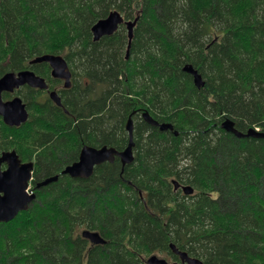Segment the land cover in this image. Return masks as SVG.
I'll return each instance as SVG.
<instances>
[{
    "label": "trees",
    "instance_id": "1",
    "mask_svg": "<svg viewBox=\"0 0 264 264\" xmlns=\"http://www.w3.org/2000/svg\"><path fill=\"white\" fill-rule=\"evenodd\" d=\"M114 11L137 20L128 58L124 24L92 40ZM42 54L63 56L72 85L60 89L61 107L19 90L29 117L17 128L0 118V155L35 161L33 185L59 179L0 223V264H146L152 254L179 264L170 244L203 264H264V139L220 127L229 119L264 133V0H0V78L30 69L60 85L48 64L28 66ZM144 111L173 130L147 124ZM129 116L130 165L116 158L88 179L60 175L83 146L124 150ZM82 228L107 242L90 244Z\"/></svg>",
    "mask_w": 264,
    "mask_h": 264
},
{
    "label": "water",
    "instance_id": "2",
    "mask_svg": "<svg viewBox=\"0 0 264 264\" xmlns=\"http://www.w3.org/2000/svg\"><path fill=\"white\" fill-rule=\"evenodd\" d=\"M136 21L137 20L124 22L123 16L118 11L111 12L106 18L100 19L92 26L91 34L93 36V41L98 42L103 37L112 36L124 22L129 39L126 52L127 58ZM40 63H47L51 68L52 77L63 80L65 88L70 87L71 73L64 58L58 55L44 54L36 56L29 62L30 65ZM182 71L192 76L195 88L200 89L204 86L201 75L192 65H184ZM25 85L34 89L47 90V84L44 79L30 70L17 73H6L0 78V117L3 123L8 127H18L24 124L28 118V112L25 104L19 97L3 101L2 93H13L14 90ZM49 96L56 105L60 106V100L55 92H51ZM142 118L147 124L158 128L162 132L173 129L170 123H159L153 119L148 112H143ZM220 127L225 132L233 134L236 138L260 137L264 139V133H256L253 129H249L246 134L239 132L234 127V123L229 119L222 121ZM125 128L128 134V144L124 150L118 151L113 147L107 146H84L80 150L77 161L66 166L61 171V175L69 176L72 179H88L93 174L95 167L104 163H113L115 158H118L122 165H130L134 161L132 152V147L134 145V126L131 116ZM174 134L177 135V132H174ZM3 163L6 164V168L2 170L1 165ZM32 171L33 163L21 162L15 151H8L1 154L0 223H7L13 220L20 212L26 211L29 204L35 199L34 193L30 192V194H27L26 192L29 187V182L32 180ZM58 177V175H55L47 178L37 184L36 188L51 182H56ZM172 183L175 190L180 187L177 181H173ZM181 190L184 195L193 193V189L190 186H181ZM81 237L95 245H103L106 243V240L98 232L84 230L81 232ZM169 248L171 252L179 258L180 264H203L198 258L190 257L186 252L180 251L174 244H170ZM146 264L169 263L165 259L152 255L147 259Z\"/></svg>",
    "mask_w": 264,
    "mask_h": 264
},
{
    "label": "flooded vegetation",
    "instance_id": "3",
    "mask_svg": "<svg viewBox=\"0 0 264 264\" xmlns=\"http://www.w3.org/2000/svg\"><path fill=\"white\" fill-rule=\"evenodd\" d=\"M46 64H47V63H46ZM48 66H49V65H48ZM49 68H50V66H49ZM50 69H51V68H50ZM50 77H51V79H52L53 81L58 80V82H61V84H60V85H59V84L54 85V84L52 83V85H50V84L48 83V81L46 80V78L41 77V78L44 79L45 83L47 84V90H43V92L45 93V95H47V97L49 98V100H50L55 106H57V107H61V106H62V103H61V98H60V93H59V91H60L61 88L64 89V90H68V89L71 87V85H72V75H71V78H70V87H69V88H65V87H64V81H63V80H61V79H56V78L52 77L51 74H50ZM51 92H55V93L57 94V96H58V98H59V100H60V106L56 105L55 102L49 97V95H50ZM83 147H84V146H83ZM80 150H81V149H80ZM80 150H79V153H80ZM12 151H15V150H12ZM5 152H6V151H5ZM15 152H16V151H15ZM79 153H78V156H79ZM17 155H18V154H17ZM18 158H19V156H18ZM77 159H78V158H77ZM115 160H116V159H115ZM20 161H21V160H20ZM76 161H77V160H76ZM21 162H22V161H21ZM26 162H32V163H33V170H34V164H35V161L30 160V161H26ZM26 162H23V163H26ZM5 168H6V164L3 163V164L1 165V169L3 170V169H5ZM32 175H33V171H32ZM60 175H61V174H60ZM58 176H59V175H58ZM61 176H63V175H61ZM58 179H59V177H58ZM33 181H34V178L31 180V182H30V186H31V190L34 192V190L38 189V188H36V185L39 184V183L33 185ZM34 194H35V192H34Z\"/></svg>",
    "mask_w": 264,
    "mask_h": 264
},
{
    "label": "rangeland",
    "instance_id": "4",
    "mask_svg": "<svg viewBox=\"0 0 264 264\" xmlns=\"http://www.w3.org/2000/svg\"><path fill=\"white\" fill-rule=\"evenodd\" d=\"M43 98H44V96H43L42 98H40L39 101L42 100ZM18 148H21L22 153H23L24 155L26 154V148H25V147L20 146V147H18ZM83 230H86V229H85V228H82L81 230L79 229V232L81 233ZM154 255L158 256L159 258H164V259H166L169 263H172L171 258L168 257V256L165 255V254H154Z\"/></svg>",
    "mask_w": 264,
    "mask_h": 264
}]
</instances>
